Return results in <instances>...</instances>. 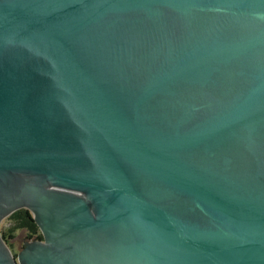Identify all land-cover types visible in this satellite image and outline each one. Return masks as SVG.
<instances>
[{
	"label": "water",
	"instance_id": "1",
	"mask_svg": "<svg viewBox=\"0 0 264 264\" xmlns=\"http://www.w3.org/2000/svg\"><path fill=\"white\" fill-rule=\"evenodd\" d=\"M0 264H264V0H0Z\"/></svg>",
	"mask_w": 264,
	"mask_h": 264
},
{
	"label": "trees",
	"instance_id": "2",
	"mask_svg": "<svg viewBox=\"0 0 264 264\" xmlns=\"http://www.w3.org/2000/svg\"><path fill=\"white\" fill-rule=\"evenodd\" d=\"M9 226L3 230L2 237L6 243L10 242L18 230L26 231L28 236L42 238V233L34 221L32 213L26 208H20L10 214L7 218Z\"/></svg>",
	"mask_w": 264,
	"mask_h": 264
},
{
	"label": "rangeland",
	"instance_id": "3",
	"mask_svg": "<svg viewBox=\"0 0 264 264\" xmlns=\"http://www.w3.org/2000/svg\"><path fill=\"white\" fill-rule=\"evenodd\" d=\"M7 218L8 216L0 220V234H2L3 230H5L6 227L9 225ZM24 239H25V231L18 230L17 232H15L14 238L10 239V242L7 244L14 252V249L16 251L19 250L20 244L23 242Z\"/></svg>",
	"mask_w": 264,
	"mask_h": 264
},
{
	"label": "flooded vegetation",
	"instance_id": "4",
	"mask_svg": "<svg viewBox=\"0 0 264 264\" xmlns=\"http://www.w3.org/2000/svg\"><path fill=\"white\" fill-rule=\"evenodd\" d=\"M9 224V223H8ZM9 226V225H8ZM7 226V227H8ZM6 227V228H7ZM39 227V226H38ZM40 229V228H39ZM40 232H41V230H40ZM42 233V232H41ZM2 235V234H1ZM42 236H43V234H42ZM14 238V237H13ZM45 241V238H44V236L42 237V238H39V237H37V236H28V234H27V232L25 231V239L23 240V242L20 244V248H19V250H15L14 249V252H13V250L11 249V251H12V253H13V255L16 257V258H18L19 257V255L22 253V252H24L25 251V249L29 246V244L30 243H34V242H44Z\"/></svg>",
	"mask_w": 264,
	"mask_h": 264
}]
</instances>
